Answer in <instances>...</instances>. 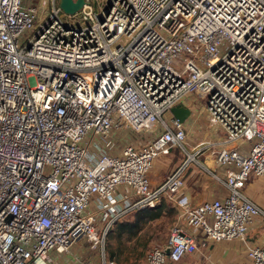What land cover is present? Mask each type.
I'll return each mask as SVG.
<instances>
[{"label": "built area", "instance_id": "obj_1", "mask_svg": "<svg viewBox=\"0 0 264 264\" xmlns=\"http://www.w3.org/2000/svg\"><path fill=\"white\" fill-rule=\"evenodd\" d=\"M62 13L60 0H0V264H120L110 230L163 200L177 218L143 264L201 249L212 262L211 244L231 240L243 264H264V240L249 242L264 207L245 191L264 178V0H85ZM193 94L223 137L190 150L171 108L192 110ZM175 149L183 159L153 184L154 160ZM195 164L224 194L184 195Z\"/></svg>", "mask_w": 264, "mask_h": 264}, {"label": "rangeland", "instance_id": "obj_2", "mask_svg": "<svg viewBox=\"0 0 264 264\" xmlns=\"http://www.w3.org/2000/svg\"><path fill=\"white\" fill-rule=\"evenodd\" d=\"M96 6V9L99 8ZM64 17H68V14L62 13ZM32 33L31 29H28L24 37L27 38ZM189 103L192 107V114L185 121V125L188 128V139H187V147L192 150V146L196 145L200 141H206L208 139L214 140L216 138L223 137V130L218 125H213L210 123L208 119V113L205 107V98L200 94H193L189 97ZM222 133V134H221ZM148 135H144L142 139L148 138ZM218 136V137H216ZM177 159L182 160L183 155L178 150H173L168 157H161L160 173L165 176L170 171V168L174 163H177ZM201 161H204L202 157H200ZM195 168H199L197 164H195ZM201 169V168H199ZM251 181H255L256 184L261 186L260 195L264 196V178L255 177L250 179ZM264 198V197H263ZM264 200V199H263ZM164 203L166 205V212H164L160 217L156 219H151L145 222H140L136 225V211L126 216L123 221H130L134 225V229H129L126 227L123 229V233L118 235L114 233L113 238L108 239L109 245L111 244V248L116 251V257L119 259L120 264H142L144 259L145 251L152 245L162 244L170 231V228L174 221L177 218V208L173 203L163 200L159 205ZM158 205V206H159ZM264 223V222H263ZM118 224V223H117ZM116 224V225H117ZM116 225L113 227L115 229ZM112 229V230H113ZM110 233V232H109ZM231 242V241H230ZM237 240L233 241V246L227 245V252H230L231 249L233 253L238 258H245L246 251L244 249V245L241 243H236ZM211 251V250H210ZM212 252V251H211ZM226 252V253H227ZM94 250H85L82 254L83 257L89 258L94 256ZM225 254V253H224ZM223 254V255H224ZM201 255V254H200ZM190 255H186L185 258ZM191 256L186 260L183 259L180 263L177 264H192ZM74 259V255L69 256L68 260L71 262ZM212 259L214 260V254H212ZM216 260V259H215ZM197 264H215L213 262L208 261L207 257L201 256Z\"/></svg>", "mask_w": 264, "mask_h": 264}, {"label": "crops", "instance_id": "obj_3", "mask_svg": "<svg viewBox=\"0 0 264 264\" xmlns=\"http://www.w3.org/2000/svg\"><path fill=\"white\" fill-rule=\"evenodd\" d=\"M143 136H140V137H143ZM216 137H218V136H216ZM221 139H222V135H221V138H216L214 140H221ZM208 140H210V139H208ZM161 157H165V156H161ZM161 157L156 158L154 160L153 167L149 173V177H150L151 181L153 182V184L161 182L166 177V175L168 174V173L165 174V176L163 177V175L160 173V171H161V167H160ZM166 157H168V156H166ZM201 157L204 159L205 163L210 166V168H212L213 170H216L220 174H224V172H225L224 167L221 166L216 161L215 155L212 154L210 151H206ZM177 160H178L177 161V163H178L180 161V159H177ZM177 163H174L173 166L170 168V170ZM252 178H255V177H251L250 179H252ZM250 179L247 182V185L245 187V191L250 197L255 199L261 206L264 207V200H263L264 196L261 197V195L259 194L261 186L259 184L257 185L255 181H251ZM262 190L263 189H261V191ZM225 191H226V188L224 187V185L219 183L218 181H216L210 173H208L206 171L204 172L202 170V168L196 169L193 166V167L189 168V170H188L187 178H186V185H185L182 192L193 203H197V202H202L206 199H210V198L222 195V194H224ZM263 222H260L258 220L251 225L250 230H249V242L250 243L258 244L264 240V223ZM233 241L234 240H231V242L230 241H222V242H215V243L211 244L210 250L212 252L211 251L210 252L212 254H214V258L216 259V260L214 259L212 261L213 263H215V264H243L247 261L245 258L241 259V258L236 257L234 255L232 249L230 252H227V245L233 246L234 245ZM237 242L241 243L238 240H237ZM241 245L243 246V243H241ZM204 250H206V249H204ZM203 253H205V252L201 249V251L197 252L194 255L188 254L192 257L191 258L192 264H197L199 260H197L195 263L194 257L198 256L200 258L203 255ZM190 256H187L186 258L184 257V259L187 260ZM178 263H180V262H178Z\"/></svg>", "mask_w": 264, "mask_h": 264}, {"label": "trees", "instance_id": "obj_4", "mask_svg": "<svg viewBox=\"0 0 264 264\" xmlns=\"http://www.w3.org/2000/svg\"><path fill=\"white\" fill-rule=\"evenodd\" d=\"M176 150H178V149H176ZM165 208H166V205L164 203H162L161 205H159L155 208H145V209H141V210L136 211V222H135L136 225H138L140 222H145V221H148L151 219H156V218L160 217L164 212H166ZM117 223H116L117 225H116L115 229L112 228L113 230L112 229L110 230V233L108 234V237H109L108 239H111V237L113 238L112 235H114V233L121 235L123 233V229H125L126 227H128L129 229H134L132 226L134 224L130 221L124 222L123 220H121ZM108 239H107V246H106L107 252L111 258H115L119 262V259L116 257V251L111 248V244L109 245ZM144 255H145V253H144Z\"/></svg>", "mask_w": 264, "mask_h": 264}, {"label": "water", "instance_id": "obj_5", "mask_svg": "<svg viewBox=\"0 0 264 264\" xmlns=\"http://www.w3.org/2000/svg\"><path fill=\"white\" fill-rule=\"evenodd\" d=\"M84 2L85 0H60V6L65 13L74 14L82 8ZM171 112L176 118L184 122L191 115L192 110L188 105L181 102L173 106ZM165 251L169 253L170 248L167 247Z\"/></svg>", "mask_w": 264, "mask_h": 264}]
</instances>
